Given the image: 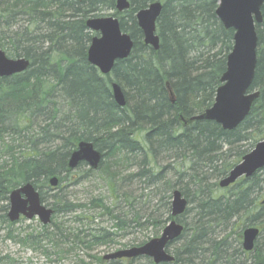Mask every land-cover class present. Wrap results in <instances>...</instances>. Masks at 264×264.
I'll return each instance as SVG.
<instances>
[{
    "label": "trees",
    "instance_id": "16d2710c",
    "mask_svg": "<svg viewBox=\"0 0 264 264\" xmlns=\"http://www.w3.org/2000/svg\"><path fill=\"white\" fill-rule=\"evenodd\" d=\"M128 1L131 9L119 14L115 0H0V50L8 58L30 62L26 72L0 78V202L8 203L11 190L30 183L40 192L42 204L54 211L50 225L39 226L20 243L48 258L44 243L62 254L111 247L121 235L148 227L158 237L171 222L170 200L178 190L189 207L178 220L184 227L181 237L167 248L174 258L169 264H264V169L219 188L263 138L264 6L263 23L256 26L257 66L251 87L259 97L245 121L225 131L210 121L189 123L214 104L234 45V31L217 19V3ZM156 1L163 4L156 30L158 51L143 45L135 19L137 11ZM104 11H112L134 41L131 55L117 61L108 75L87 60L94 33L86 21ZM113 83L126 90L124 108L113 100ZM81 141L92 142L103 160L97 171L89 168L79 179L71 178L85 167L70 171L67 165ZM108 163L124 167L113 174ZM134 165L137 172L123 174ZM55 175L60 176V186L98 175L116 200L109 206L93 199L90 205L95 217H107L112 228L91 226L94 216L77 217L83 222L75 234L66 222L57 221L59 215L81 213L88 206L63 200V187L48 188V178ZM128 180L137 191L121 193V184ZM44 189L58 193L50 201ZM7 209L8 204L1 211ZM164 210L168 216L162 215ZM80 227L91 233L86 239ZM248 227L260 231L252 252L242 247V232ZM69 237L77 240L75 249L73 243L61 246ZM149 240L123 246H142ZM90 258L95 264H131ZM0 264L13 261L4 257ZM136 264L154 263L141 258Z\"/></svg>",
    "mask_w": 264,
    "mask_h": 264
},
{
    "label": "water",
    "instance_id": "95a60500",
    "mask_svg": "<svg viewBox=\"0 0 264 264\" xmlns=\"http://www.w3.org/2000/svg\"><path fill=\"white\" fill-rule=\"evenodd\" d=\"M218 3L216 16L226 30H233L234 46L227 57L226 71L221 78V86L216 92L214 104L189 120L210 121L218 124L225 131L237 129L248 117L251 108L259 97L257 91L251 92L257 66L258 36L256 24L263 21L262 8L264 0H214ZM128 0H116V10L119 13L129 10ZM162 11L161 3H153L147 9L137 14L138 27L142 31L145 43L159 49V38L156 36V26ZM91 32L99 33L94 37L87 52L88 63L99 70L102 75H108L114 69L115 63L127 59L133 49L131 37L123 33L119 20L114 17L94 18L86 22ZM30 62L25 58L9 59L0 50V78H9L28 70ZM113 97L115 103L125 107V99L121 88L113 83ZM264 134V130H263ZM101 154L90 142H80L71 154L68 167L75 169L85 163L90 169L96 170L101 162ZM264 169V139L245 155L219 182V188L227 189L241 179H249ZM50 188L55 189L60 184L57 176L48 180ZM171 215L178 218L188 207V202L181 192L173 193ZM53 210L41 203V198L35 187L28 183L11 191L9 195V209L7 217L11 223L20 217L28 220L38 218L44 226L51 223ZM184 227L178 221H171L160 237L155 238L139 247L119 250L104 256V260L128 259L135 261L138 257L151 259L154 264H169L174 261L168 254L167 247L176 242L182 235ZM260 231L248 227L242 234V247L245 252H252Z\"/></svg>",
    "mask_w": 264,
    "mask_h": 264
},
{
    "label": "rangeland",
    "instance_id": "374dc122",
    "mask_svg": "<svg viewBox=\"0 0 264 264\" xmlns=\"http://www.w3.org/2000/svg\"><path fill=\"white\" fill-rule=\"evenodd\" d=\"M100 14L101 17H110L113 12L104 11ZM88 169L89 167L85 165V167H83L80 171L74 172L71 178L76 177L79 179V176H81L82 173H85V171H87ZM121 186V193L127 192L128 190H134L135 192L137 191L134 184L129 183V180L128 182L122 183ZM60 187H63L62 192L60 193V197H63V200L69 201L74 204H86L88 206L87 210H84L81 213L70 215L66 214L65 216L59 215L57 221L66 222L67 225H70L76 229H78L83 222L77 221V217H95L96 213L90 205V202L93 201V199H102L104 203L109 206L112 205L116 200L115 197L108 192L106 185L101 180V178L98 177V175H92L88 180L79 181L77 183H70L68 181H65V183H63ZM55 193H58V191L49 193L50 201V196ZM7 204L8 203L6 202H0V258L8 257L10 261H13V264H83L81 262H85V264H95L90 257H102L107 254L113 253L114 251L126 249L123 245L128 244L129 242H133V240L142 241L147 240L148 238H157L154 236V229L152 227H148V231H144L142 233H139V231L136 234L129 233L126 235H121L118 239V244L112 245L111 247L100 246L93 247L91 249H76V251L74 250L73 252H71V249H68L66 253H64L63 251L62 254H59L58 250L54 249L50 243H44L50 253L49 257L47 258L46 256L42 255L41 252H35L23 246L19 241L23 236L38 232L37 230L39 229V226H41L38 219L35 218L31 221L22 219L16 224H13V235L17 239H15V241H12V239L8 238L9 235H7V230L9 231L10 229L7 225L8 222H6L8 221L6 217L8 209L5 212L1 211V208L3 206H6ZM62 205L63 203H61L60 206ZM98 214L100 213L98 212ZM92 220L93 221L90 225L93 227L108 229L112 228V223L107 217L100 216V218L95 217L92 218ZM81 229L86 233L85 227H80V230Z\"/></svg>",
    "mask_w": 264,
    "mask_h": 264
},
{
    "label": "bare ground",
    "instance_id": "6f19581e",
    "mask_svg": "<svg viewBox=\"0 0 264 264\" xmlns=\"http://www.w3.org/2000/svg\"><path fill=\"white\" fill-rule=\"evenodd\" d=\"M130 3V2H129ZM153 3H160V2H158V1H156V2H153ZM153 3H151V4H153ZM115 4H116V0H115ZM151 4H149L146 8H144V9H147ZM162 5V10H163V4H161ZM131 9V4H130V8H129V10ZM144 9H140L139 11H137V13L135 14V19H136V22H137V14L140 12V11H142V10H144ZM129 10H127V11H129ZM127 11H124V12H122L121 14H123V13H125V12H127ZM161 14H162V11H161ZM161 14H160V16H161ZM160 16H159V18H160ZM159 18H158V20H159ZM158 22V21H157ZM262 23H263V21H262ZM261 23V24H262ZM261 24H256V26H259V25H261ZM137 26H138V22H137ZM127 34V33H126ZM129 35V34H128ZM130 36V35H129ZM156 36L159 38V36L157 35V32H156ZM131 37V36H130ZM132 39V38H131ZM132 41H133V39H132ZM142 43H143V45H145V46H147V47H150V48H153L152 46H150V45H147L146 43H145V39H144V36H142ZM159 47H160V39H159ZM133 48H134V41H133ZM159 50V49H158ZM157 50V51H158ZM154 51H156V50H154ZM27 60V59H26ZM27 61H29V60H27ZM117 84V83H116ZM113 85V84H112ZM111 85V90H112V95H113V86ZM118 85V84H117ZM120 88H121V86L120 85H118ZM121 90H122V88H121ZM122 92H123V96H124V99H125V106H126V96H125V93H126V90H125V93H124V90H122ZM216 97V96H215ZM113 100H114V97H113ZM114 102H115V100H114ZM201 115V114H200ZM81 142H86V141H81ZM90 143H92V142H90ZM93 144V143H92ZM94 145V144H93ZM95 147V146H94ZM96 149V148H95ZM97 150V149H96ZM97 151H99V150H97ZM74 152V151H73ZM72 152V153H73ZM100 152V151H99ZM71 153V154H72ZM71 154H70V156H71ZM100 154H101V156H102V158H101V162H102V160H103V155H102V152H100ZM70 156H69V159H70ZM69 159H68V162H69ZM101 162H100V164H99V167H100V165H101ZM68 165V164H67ZM81 164H79L75 169H69V167H68V169L70 170V171H75L76 169H78V167L80 166ZM99 167L96 169V170H92V169H90V170H92V171H97L98 169H99ZM108 167H109V170L108 171H112L113 172V170L115 171L113 174H115L117 171H118V169H119V167L120 168H122V167H124V166H116V165H114V163H108ZM137 168L135 167V165L133 166V167H129V168H127V169H124V174L125 175H131V174H133V173H135V172H137ZM229 174V173H228ZM55 176H57V175H55ZM53 177V176H52ZM57 177H59V179H60V176H57ZM49 179V178H48ZM132 180V179H131ZM130 180V181H131ZM131 184H134L133 183V181H131ZM48 188H50V186L48 185ZM12 191V190H11ZM11 191H10V193H11ZM44 191H45V193L48 195L49 194V191L47 190V189H44ZM175 191H173V193H174ZM10 193H9V195H10ZM38 193H39V195H40V192L38 191ZM173 193H172V195H173ZM182 194V193H181ZM182 196H183V194H182ZM184 197V196H183ZM40 198H41V196H40ZM172 198H173V196H172ZM184 199L186 200V202H188V200L184 197ZM171 207H172V200H170V205H169V208H170V215L172 214L171 213ZM189 207V206H188ZM187 207V208H188ZM187 210V209H186ZM186 212V211H185ZM162 215L163 216H168V214H166V210H164V212H162ZM184 215V214H183ZM183 215H181L180 217H178V218H173L172 217V215H171V221H178V220H180V218L183 216ZM68 222H70V221H68ZM8 228H10V227H8ZM70 230L71 231H73L75 234H77V229L76 228H74V227H70ZM91 233H85L84 235H82L83 236V239H86L89 235H90ZM7 235H9V236H13V229L12 228H10L9 229V231L7 230ZM73 241V238L72 237H69V239L68 240H66V241H62V243L60 242V244H61V246L62 247H66L69 243H73L74 244V249H75V246H76V243H78L77 242V240H75L74 242H72ZM104 257V256H103ZM141 258H144V257H138V258H136L135 259V262L137 261V260H140Z\"/></svg>",
    "mask_w": 264,
    "mask_h": 264
}]
</instances>
